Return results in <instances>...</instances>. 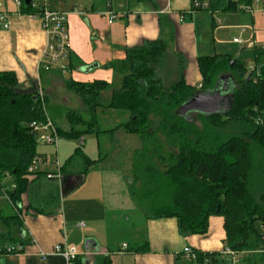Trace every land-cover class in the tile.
I'll list each match as a JSON object with an SVG mask.
<instances>
[{
    "label": "trees",
    "instance_id": "16d2710c",
    "mask_svg": "<svg viewBox=\"0 0 264 264\" xmlns=\"http://www.w3.org/2000/svg\"><path fill=\"white\" fill-rule=\"evenodd\" d=\"M147 2L151 0H129ZM208 1L207 8L192 11L215 13L243 11L254 0ZM109 5L111 0L108 1ZM39 8L23 0L22 12ZM43 10V9H40ZM162 39H145L126 50L125 58L113 64L119 87L114 82L95 80L79 82L66 79V86L87 107L88 115L70 109L66 113L70 128L57 126L61 137L81 141L95 134L99 141V158L107 154L100 149V136L117 130L138 135L142 147L135 153L130 192L143 209L153 217L177 219L183 236L206 235L212 216L222 217L225 247L246 252V264H264V48L254 47L255 69L230 55H207L198 58L203 76L200 89L186 85L181 79L165 87L156 78L153 63L165 52ZM231 75L236 84L234 104L226 113L212 116L198 114L201 125L179 115V107L195 92L216 86L223 75ZM14 71H0V193L21 208L40 170L31 171L35 158L45 156L38 151V140L31 123L46 121L48 112L37 93L22 92ZM111 90L108 103L101 102L103 92ZM119 111L123 120L102 129L99 115ZM161 135L165 141L161 140ZM82 159L85 170L97 160L86 156L82 145L62 165ZM12 177L9 186L6 175ZM61 199L59 188L52 189L48 205ZM18 215L2 216L6 223ZM12 222V221H10ZM0 244V253H8ZM146 244L135 248L144 250ZM193 264L228 263L219 252H203L193 248ZM17 252L12 250L11 253ZM78 257L71 264H78ZM81 264V263H80ZM107 264V260L106 263ZM229 264V263H228Z\"/></svg>",
    "mask_w": 264,
    "mask_h": 264
},
{
    "label": "crops",
    "instance_id": "0c3cea01",
    "mask_svg": "<svg viewBox=\"0 0 264 264\" xmlns=\"http://www.w3.org/2000/svg\"><path fill=\"white\" fill-rule=\"evenodd\" d=\"M108 1L59 0L52 7L48 0L32 1L34 8L69 12L71 55L69 72L62 73L38 71V60L47 41L40 21L20 14L14 0H0L9 10L11 21L9 29L0 25V71H14L22 92L37 93L42 84L48 112L50 106L53 109L64 106L59 101L62 98L59 90L67 88L65 75L79 82L120 80L113 64L125 58L127 49L142 44L145 39H162L166 43L165 52L153 63L155 76L165 87L183 79L186 85L198 88L203 80L198 66L201 56L227 54L235 58L233 49L243 52L254 47L264 48V44L258 43L254 27V44H247L252 30L240 24L241 11H192V0H111L110 5ZM111 13L118 15L112 22L109 21ZM216 13L221 17H216ZM252 20L255 25L254 17ZM227 34L234 36L227 40ZM236 37L243 43L233 42ZM115 133L108 140L110 150L104 152L107 155L102 160H98L99 156L90 157L83 149V137V152L97 161L90 165L91 171L90 168L85 170L81 160L66 166L62 186L58 179L47 177L53 169L44 170L42 165L47 163L42 164L39 177L23 197L22 208L3 193L11 206L12 213L8 216L18 215L19 222L11 218L4 223L2 216L5 215L0 209V222L5 224L0 227V244L22 248L14 253H0V264H67L63 255L53 252L57 244L63 243L76 247L78 264H105L106 260L107 264H187L188 261L193 264L184 253L187 246L222 254L226 237L222 217L210 218L209 231L204 236H183L176 218L153 217L134 200L129 186L135 153L142 147L141 139H135V143L128 144L126 150L116 156L124 155L118 159L125 158L126 165L110 166L107 171L105 163L117 150ZM96 142L99 154L97 136ZM103 145L105 142L100 144ZM54 149L58 156L59 147ZM43 186H49L47 191ZM55 188H59L61 199L57 205H48L47 199ZM81 222L84 225H80ZM13 230H17L15 234ZM143 244H146L144 250L135 251Z\"/></svg>",
    "mask_w": 264,
    "mask_h": 264
},
{
    "label": "built area",
    "instance_id": "2783aa9c",
    "mask_svg": "<svg viewBox=\"0 0 264 264\" xmlns=\"http://www.w3.org/2000/svg\"><path fill=\"white\" fill-rule=\"evenodd\" d=\"M16 5L19 7V13H23V0H14ZM254 2L262 3L263 8L261 11L262 16L264 17V0H254ZM194 6L196 8H207L209 6L208 1H200L194 0ZM245 10L251 9V6L244 7ZM164 12V10L162 11ZM19 14V15H20ZM30 18L38 19L41 23V27L46 34V45L41 51L40 58L38 60L37 69L39 72L41 71H60L62 73L69 72V59L71 55V43H70V35L68 30V18L69 12L68 11H60V10H50V9H37L31 13H27ZM118 17L117 14L111 13L109 21L112 22ZM183 20V18L181 19ZM0 25L4 29H9L11 27L10 21V12L9 10L5 9L3 5L0 3ZM252 33L250 37L246 40L249 46L254 44V32L253 28H250ZM245 28L242 27V31ZM235 43H243V40L239 37L233 39ZM252 70L255 69V66H251ZM202 87V84L198 86V89ZM37 95L44 101V92L39 84V89ZM45 105V104H44ZM32 131L35 133L38 142L43 144H48L54 146L56 149L58 148V141L61 137L57 128V125L54 121L47 116L46 121H34L31 123ZM80 145H83V140L81 139ZM44 163L50 164L54 163L56 169L52 172H48L47 177L50 179H58L59 182H63V171H62V164L59 162L58 159H54L48 155L39 156L35 158L33 161L32 166L30 167L31 171H36L40 169V166ZM7 198L10 200L9 196ZM22 208V207H21ZM80 225H84L83 222ZM124 248L127 247V244L123 245ZM21 246L19 245H10L6 246L8 253H11L12 250L19 251L21 250ZM54 253L61 254L65 257L67 264H71L77 257L78 253L76 247L73 245L57 244L54 247ZM184 253L191 258L192 260L195 259V254L193 248L187 246L184 248ZM222 255L228 260L229 264H246L244 261L246 252L244 251H236L229 247H225ZM43 256H46L44 254Z\"/></svg>",
    "mask_w": 264,
    "mask_h": 264
},
{
    "label": "rangeland",
    "instance_id": "374dc122",
    "mask_svg": "<svg viewBox=\"0 0 264 264\" xmlns=\"http://www.w3.org/2000/svg\"><path fill=\"white\" fill-rule=\"evenodd\" d=\"M37 1H39V0H34L35 3ZM48 1H49V5L52 7L53 3H57V1H59V0H48ZM262 8H263L262 3L254 2L251 6V9L241 11L239 14V16L241 18L240 24H242L244 27H250V28L254 27L256 29V34H257L256 36H257V40H258L259 44H264V17L261 14ZM216 17H221V15H218L216 13ZM253 17L255 19V25L252 24ZM233 36H234L233 34H231V35L227 34L225 36V38L227 40L228 39L231 40L233 38ZM237 51L238 50L233 49V54H236L235 58H237V60H240L241 62H244L247 65L249 72L252 71L251 66H254L256 64L254 50L248 49V50H244L243 52H237ZM68 76L69 75H65L64 78L67 79ZM120 84H121L120 80H115L113 85H114V87L115 86L119 87ZM40 86L42 87V84H40ZM59 92L61 93V96H62V98L60 97L59 101L61 102V105L64 104V106L63 107L57 106V108H55V109H53V107L50 106L48 108V116L52 120L55 121V124L57 126L65 129V130H68L70 128V126H69V122L67 121V118H66L67 111H69L70 109H74V110H77L78 112H81L82 114L87 116L88 115L87 107L84 106L82 104V102L79 100V97L73 91L69 90L68 88L64 87L63 89H60ZM44 95H45V93H44ZM110 95H111V90H107V91L103 92L102 97H101V102L108 103L110 100ZM44 99L46 101V96L44 97ZM189 117L191 118L190 121L198 124L199 126L201 125V120L199 119L198 114L192 113V114H190ZM99 118L100 119H99L98 125L102 129L111 128V127L115 126L116 124L120 123L121 120L124 119L122 114L119 111H113V110L105 111V112L101 113L99 115ZM126 135H128V134H126V132L124 130H120L119 132H116L114 134V139H115L114 143L116 144L115 147H117V150H114L115 154L113 153V155L111 157H109V162L105 163V167L107 168V171L110 169V166L115 167L117 165H123V166L126 165L127 163H125L126 162L125 158L118 159L124 155H121L119 157H116V156H118L119 153H121L120 151H125L128 144L133 143V142L135 143V139H138V141H140V137L138 135H135V134H133L132 136H126ZM110 137H111L110 135H106V134H102L99 137L100 138V144L101 143L103 144L105 142V146L104 145L100 146V149L104 150L103 152H109V150H110L109 145H108V140L110 139ZM84 139H85V142L83 145V149L88 153V155L90 157L97 158L99 156V154H98L97 146H96L97 145L96 135L95 134H87L84 136ZM161 140L165 141V137L163 135H161ZM79 142L80 141H76L74 139H70V138H66V137H60L59 141H58V147H59V155L58 156L54 153L55 152L54 146L48 145V144H43L41 142H39V144H38V151L44 152V153L50 155L54 159H58L59 162L63 165L69 159V157L73 153L75 147L79 145ZM79 160L82 161V159H79ZM75 163H77V162H75ZM43 168H44V170L45 169H48V170L56 169L54 163L42 165V169ZM89 168H90L89 169L90 171L93 169L92 166H90ZM122 176H123L122 177V179H123L124 175H122ZM9 179L12 182L11 176H7L4 179V184H6L7 186H9L11 184ZM123 180H125V179H123ZM48 187L49 186H43L42 189L45 188V190L47 191ZM9 188H10V186H9ZM108 189L109 188L107 186L106 187V192L108 195L107 197H109ZM120 195L123 197L122 194H120ZM23 200L24 199H22L21 204L24 203ZM27 204H29V199L26 197L25 205H27ZM10 207L11 206H10L9 201L5 198L3 193H0V209H3L1 214L5 215V216L10 215L12 213ZM120 213L123 214V213H128V212L121 211ZM112 221H113V219H111V222ZM0 227H5V224L0 222ZM9 228H11V227H9ZM17 228H18V226H17ZM18 230H19V228H18ZM13 231L15 234L16 233L15 231H17V230H13ZM67 232H68V230H67ZM221 260L226 261V258L224 256H222ZM187 264H191V261H188ZM220 264H228V263L227 262H225V263L220 262Z\"/></svg>",
    "mask_w": 264,
    "mask_h": 264
},
{
    "label": "water",
    "instance_id": "95a60500",
    "mask_svg": "<svg viewBox=\"0 0 264 264\" xmlns=\"http://www.w3.org/2000/svg\"><path fill=\"white\" fill-rule=\"evenodd\" d=\"M33 0H25L29 5ZM236 84L229 74L223 75L216 86L207 90H200L189 97L178 109L179 115L190 120V114L212 116L226 113L234 104V89Z\"/></svg>",
    "mask_w": 264,
    "mask_h": 264
},
{
    "label": "bare ground",
    "instance_id": "6f19581e",
    "mask_svg": "<svg viewBox=\"0 0 264 264\" xmlns=\"http://www.w3.org/2000/svg\"><path fill=\"white\" fill-rule=\"evenodd\" d=\"M205 90V89H204Z\"/></svg>",
    "mask_w": 264,
    "mask_h": 264
}]
</instances>
